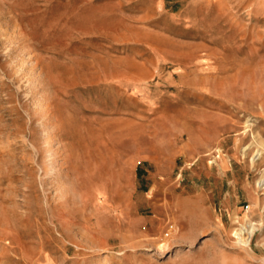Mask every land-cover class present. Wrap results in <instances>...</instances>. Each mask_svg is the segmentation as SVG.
<instances>
[{"label": "rangeland", "instance_id": "1", "mask_svg": "<svg viewBox=\"0 0 264 264\" xmlns=\"http://www.w3.org/2000/svg\"><path fill=\"white\" fill-rule=\"evenodd\" d=\"M259 141L264 0H0V264H264Z\"/></svg>", "mask_w": 264, "mask_h": 264}, {"label": "bare ground", "instance_id": "2", "mask_svg": "<svg viewBox=\"0 0 264 264\" xmlns=\"http://www.w3.org/2000/svg\"><path fill=\"white\" fill-rule=\"evenodd\" d=\"M259 145H261L264 148V141H259ZM256 154H259V155L261 154L259 149H257ZM263 183H264V179H263L261 184H263ZM258 184H260V181L258 182ZM174 227H175L174 230L177 231L178 227H177V229H176V226H174ZM257 229H259L258 226L256 227L255 224H253V223H249L247 226L241 225L233 233L235 238H236V242L240 243V244H242L244 246H248L250 236L253 235L254 231L257 230ZM245 232L247 233V236H245ZM156 246L158 248H167L169 246V243H168L167 240H164V241H161V242L157 243Z\"/></svg>", "mask_w": 264, "mask_h": 264}]
</instances>
